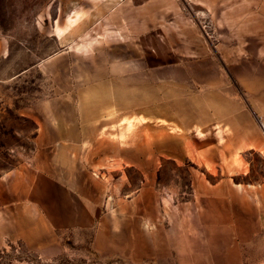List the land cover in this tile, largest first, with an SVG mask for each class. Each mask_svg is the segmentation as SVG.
<instances>
[{
    "label": "crops",
    "instance_id": "0c3cea01",
    "mask_svg": "<svg viewBox=\"0 0 264 264\" xmlns=\"http://www.w3.org/2000/svg\"><path fill=\"white\" fill-rule=\"evenodd\" d=\"M205 1L213 8L224 2ZM166 34L168 59L162 64L93 59L86 80L70 81L76 89L71 95L16 109L10 100V112L36 121L40 153L34 171L22 163L13 181L38 186L47 228L71 227L81 225L82 211L91 216L102 202L92 168L133 170L122 179L143 187L116 199L117 215L136 232L131 240L140 255L162 256L175 239L158 224L164 207L165 216L185 218L178 223L185 227L179 249H192L190 256L198 258L189 264H202L203 255L240 264L241 242L251 243L252 259V233L264 232V225H252L258 201L264 207V137L258 122L264 114V0H252L248 55L218 49L195 30L183 44L172 29ZM189 165L196 193L177 199L174 210L166 208L161 185L182 184L173 169ZM146 222L157 230L150 232ZM202 242L213 246L201 251L196 245Z\"/></svg>",
    "mask_w": 264,
    "mask_h": 264
},
{
    "label": "rangeland",
    "instance_id": "374dc122",
    "mask_svg": "<svg viewBox=\"0 0 264 264\" xmlns=\"http://www.w3.org/2000/svg\"><path fill=\"white\" fill-rule=\"evenodd\" d=\"M223 1L222 7L213 8L205 0H0V264H189L198 260L190 256L192 249H179L185 235L180 230L185 227L178 223L185 218L165 216L164 207L158 224L175 239L162 256L139 254L137 242L131 240L136 232L128 231L117 215L116 201L124 191L125 197L132 196L137 187H143L139 181L136 186L122 179L123 172L133 170L109 165L92 168L102 197L97 209L91 216L82 211L81 225L47 228L42 223L38 186L13 181L22 163L34 171L39 162L37 123L21 120L14 110L10 112L8 102L16 109L36 100L71 95L76 89L70 81L86 80L87 63L93 59L111 56L114 62L124 59L129 64L144 59L146 65L159 59L162 64L168 59L163 49L170 29L182 44L195 30L218 49L248 55L252 0ZM242 20L251 22H238ZM159 50L161 55L155 52ZM192 170L191 165L173 169L172 175L185 182L161 185L166 208L174 210L177 199L193 198L197 186L189 183ZM263 213L258 201L252 225L259 229L264 225ZM145 225L150 232L157 230L152 222ZM249 245V241L241 242L240 264H264V232L252 233V259ZM211 246L196 245L201 251ZM200 261L221 264L212 255H203Z\"/></svg>",
    "mask_w": 264,
    "mask_h": 264
},
{
    "label": "built area",
    "instance_id": "2783aa9c",
    "mask_svg": "<svg viewBox=\"0 0 264 264\" xmlns=\"http://www.w3.org/2000/svg\"><path fill=\"white\" fill-rule=\"evenodd\" d=\"M258 122H259L262 136L264 137V114L258 117Z\"/></svg>",
    "mask_w": 264,
    "mask_h": 264
}]
</instances>
